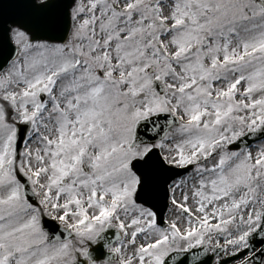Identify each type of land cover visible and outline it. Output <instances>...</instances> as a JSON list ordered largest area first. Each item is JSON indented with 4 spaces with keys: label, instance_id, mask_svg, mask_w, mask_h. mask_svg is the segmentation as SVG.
I'll return each mask as SVG.
<instances>
[{
    "label": "snow or ice",
    "instance_id": "obj_1",
    "mask_svg": "<svg viewBox=\"0 0 264 264\" xmlns=\"http://www.w3.org/2000/svg\"><path fill=\"white\" fill-rule=\"evenodd\" d=\"M0 264H264V0H0Z\"/></svg>",
    "mask_w": 264,
    "mask_h": 264
}]
</instances>
